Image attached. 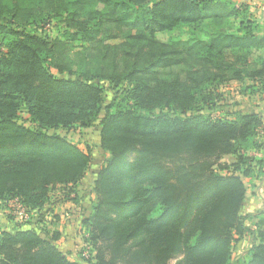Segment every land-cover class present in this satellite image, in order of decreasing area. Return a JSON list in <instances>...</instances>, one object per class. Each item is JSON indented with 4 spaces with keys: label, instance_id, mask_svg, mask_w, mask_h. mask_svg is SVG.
Segmentation results:
<instances>
[{
    "label": "trees",
    "instance_id": "obj_1",
    "mask_svg": "<svg viewBox=\"0 0 264 264\" xmlns=\"http://www.w3.org/2000/svg\"><path fill=\"white\" fill-rule=\"evenodd\" d=\"M236 15L224 0H0V204L31 214L0 228V264H264V210L241 215L246 180L264 174V34ZM54 22L60 37L28 31ZM75 48L86 68L58 62ZM247 81L255 112H204ZM99 82L117 91L109 104ZM93 127L106 159L80 223L89 256L74 259L48 228L50 194L77 203L91 160L55 132Z\"/></svg>",
    "mask_w": 264,
    "mask_h": 264
},
{
    "label": "rangeland",
    "instance_id": "obj_2",
    "mask_svg": "<svg viewBox=\"0 0 264 264\" xmlns=\"http://www.w3.org/2000/svg\"><path fill=\"white\" fill-rule=\"evenodd\" d=\"M225 2L229 3L230 7H233L234 10H236V20H235V26L237 28L245 29L246 32L250 31L252 33L256 34H264V29L262 27L261 22H264V19L262 18V13L264 12V0H224ZM251 21L252 24L250 28L247 26L249 24V21ZM205 23L204 25H206ZM255 24V26L253 25ZM244 26V27H243ZM28 31L35 32L37 34L46 35L48 38H57L60 37V35L63 32V29L60 24L53 23V25L48 26L46 28L40 29V27H31L28 28ZM179 32L172 31V32H166V33H155L154 37L156 40H158L161 43H166L170 39L177 37ZM86 54H82V51L80 49L75 48L68 56H59L58 62H72L74 63L73 69L75 70L78 66L87 67V60H85L83 57ZM258 55V53L255 55V53H252V55H249V60L254 61ZM102 90H103V100L105 104H109L114 97L116 96L115 90H112L107 84L101 83ZM249 85V82H245L243 84H229L224 87H222L219 90V97L213 98V110L208 111L204 110L207 114H210V116L213 119L217 118H229L232 119L236 114L238 113H249V112H255L257 102L259 100L258 94H251L250 92H243L245 86ZM19 121L25 125L26 127H32L29 124L28 116L25 113V110H21L19 112ZM56 135L66 139L68 142H70L72 145H74L76 148H78L80 151L89 153L90 154V164L88 167V170L86 172V175L84 179L82 180L81 184L79 185V198L81 203H88L89 197L92 194L91 190L93 187V181L95 180V175L100 169V167L105 162V153L99 148L98 144V137L99 132L96 127L85 129V130H75L71 131L69 133H66L65 131L58 130L55 132ZM226 161H229V159H225ZM230 162V161H229ZM75 191H78L75 189ZM81 194V195H80ZM57 196L61 195V190L59 188L52 191L50 194V202L49 207L52 202L54 205L57 200ZM68 210V211H67ZM66 211L69 212L71 209H67ZM66 211H63L61 213V216L63 217V220L66 218H69L67 216L69 213L66 214ZM45 214V213H44ZM40 215L38 213H34L32 215L33 219H38ZM35 219V220H36ZM79 223V222H78ZM26 223H20L15 218H13L7 211V208L4 207L3 204H0V228H14L16 226H21ZM246 226L252 227V224L249 222H246ZM35 226V225H34ZM79 226V225H77ZM44 226L39 227V230L43 232ZM67 240L64 238L59 241L56 245L58 248L64 252L65 255L68 257L75 256L77 259H79L78 251L80 250L79 244L76 243L75 238H72L70 235H66ZM249 243V240L246 239L242 243H238L235 247V253L234 255L238 254L241 250L246 248V245L244 243ZM236 257V256H234ZM74 258V257H73ZM75 258V259H76Z\"/></svg>",
    "mask_w": 264,
    "mask_h": 264
},
{
    "label": "crops",
    "instance_id": "obj_3",
    "mask_svg": "<svg viewBox=\"0 0 264 264\" xmlns=\"http://www.w3.org/2000/svg\"><path fill=\"white\" fill-rule=\"evenodd\" d=\"M262 18L264 19V12L262 13ZM262 26H264V22H261ZM264 29V27H262ZM264 131V128H263ZM259 141L264 145V132L261 135V138ZM81 184V183H80ZM79 184V185H80ZM79 185L76 187V195L78 197L77 203H71L65 200H62L60 196L56 197L57 202L53 205L52 202L50 204L51 210L54 212L53 216L56 217L55 220H53L54 226L51 225L48 228H52L51 230L56 231L59 234V240L56 242V244L61 241L63 238L67 240L66 235H70L72 238L77 239L76 243L79 244L80 250L78 251V255L82 252V238L84 233L81 230L80 223L83 219H85L90 214V208H91V202L93 200V195L91 194L89 197L88 203H81L79 198ZM246 186L248 187V191L246 194V198L242 204V210L241 215L245 217H257L263 210H264V174L259 176L256 179L253 180H246ZM81 195V194H80ZM67 209H71L69 212H67ZM67 210V211H66ZM63 211H66V214L69 213L71 216H67L69 218H66L63 220V217L61 216V213ZM46 221L50 223L51 218L49 214H46ZM257 220L251 219V221H246L249 223L256 222ZM79 222V223H78ZM79 225V226H77ZM247 225V224H246ZM248 239V238H246ZM244 239V240H246ZM243 240V241H244ZM249 240V239H248ZM243 241L239 242L242 243ZM55 244V246L58 248V246ZM238 244V243H237ZM236 244V245H237ZM246 245V248L238 252V254L234 255L235 258H242L246 259L247 257V251L250 248V240L249 243H244ZM235 245V246H236ZM59 249V248H58ZM60 250V249H59ZM61 251V250H60ZM62 252V251H61ZM64 253V252H63ZM235 253V250H234ZM76 258L75 256H71V258ZM77 259V258H76Z\"/></svg>",
    "mask_w": 264,
    "mask_h": 264
},
{
    "label": "built area",
    "instance_id": "obj_4",
    "mask_svg": "<svg viewBox=\"0 0 264 264\" xmlns=\"http://www.w3.org/2000/svg\"><path fill=\"white\" fill-rule=\"evenodd\" d=\"M8 206V213L15 218L20 223H25L31 220V214L20 204V202L17 199L11 200L7 204ZM85 247V245L82 243V249ZM89 249L85 247L82 256L84 258H88Z\"/></svg>",
    "mask_w": 264,
    "mask_h": 264
}]
</instances>
